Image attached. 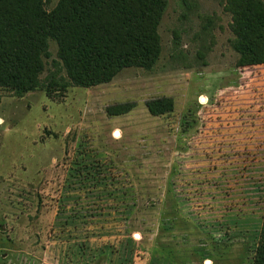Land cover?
<instances>
[{
	"label": "rangeland",
	"instance_id": "1",
	"mask_svg": "<svg viewBox=\"0 0 264 264\" xmlns=\"http://www.w3.org/2000/svg\"><path fill=\"white\" fill-rule=\"evenodd\" d=\"M232 23L228 0H168L151 68L77 85L50 40L37 88L0 85V264H70L56 226L60 197L71 168L94 159L116 179L107 190L121 195L105 198L108 206L130 213L97 226L81 221L73 234L104 232L101 242L120 254L128 243L133 264H253L264 201V65H239ZM164 96L174 110L151 114L147 102Z\"/></svg>",
	"mask_w": 264,
	"mask_h": 264
},
{
	"label": "trees",
	"instance_id": "2",
	"mask_svg": "<svg viewBox=\"0 0 264 264\" xmlns=\"http://www.w3.org/2000/svg\"><path fill=\"white\" fill-rule=\"evenodd\" d=\"M45 2L0 0V85L17 91L37 88L45 69L44 57L50 55V40L57 43L71 81L86 87L110 82L128 67L151 68L160 57L159 25L168 0H60L50 11ZM228 7L233 15L239 65H264V1L228 0ZM147 108L151 114L161 116L174 110V101L167 96L151 99ZM122 111L109 113L116 115ZM109 171L105 164L94 159L69 172L68 191L61 194L56 226L68 238L62 242L67 245L64 257L70 264H92L99 260L133 264L128 243L120 242L123 246L120 254V248L102 243L104 232L102 236H78L71 232L81 221L82 225L97 226L107 219L122 218L120 211L126 214L124 217L129 216V205L118 210L108 206L109 200L105 198L121 196L107 190L116 180ZM75 180L82 184L74 186ZM96 200L106 203L101 204L103 210L99 204L95 205ZM175 202L178 206L176 199ZM261 220L253 264H264V201Z\"/></svg>",
	"mask_w": 264,
	"mask_h": 264
},
{
	"label": "crops",
	"instance_id": "3",
	"mask_svg": "<svg viewBox=\"0 0 264 264\" xmlns=\"http://www.w3.org/2000/svg\"><path fill=\"white\" fill-rule=\"evenodd\" d=\"M179 209H181V208H180V207H178V208H177V211H178ZM183 213H184V212H183Z\"/></svg>",
	"mask_w": 264,
	"mask_h": 264
}]
</instances>
